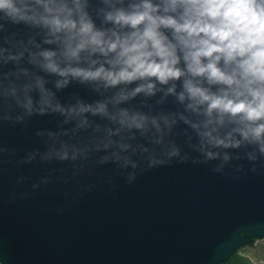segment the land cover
<instances>
[{
	"label": "water",
	"instance_id": "water-1",
	"mask_svg": "<svg viewBox=\"0 0 264 264\" xmlns=\"http://www.w3.org/2000/svg\"><path fill=\"white\" fill-rule=\"evenodd\" d=\"M0 24V45L7 46L4 37L40 39L3 13ZM45 79L62 105L103 99L78 83L56 91L55 77ZM157 87L163 91L137 96L131 105L150 115L197 119L174 95H164L167 86ZM31 95L38 100V92ZM86 115L100 132L90 127L73 135L74 123L63 124L58 113L26 116L11 99L0 102V264H215L218 246L237 231L256 229L252 239L232 241L229 251L242 244L230 257L264 238V157L257 146L213 149L220 155L206 159L196 132L177 119L161 145L138 133L129 141L154 149L162 164H151L149 153L116 148L59 159L50 149L61 140L83 146L104 135L108 121ZM61 129L69 135H48ZM171 147L179 155L167 157ZM113 152L129 162L116 160Z\"/></svg>",
	"mask_w": 264,
	"mask_h": 264
},
{
	"label": "clouds",
	"instance_id": "clouds-1",
	"mask_svg": "<svg viewBox=\"0 0 264 264\" xmlns=\"http://www.w3.org/2000/svg\"><path fill=\"white\" fill-rule=\"evenodd\" d=\"M0 13L40 37L29 36L26 43L3 38L0 102L11 99L26 116L58 113L63 124L74 123L73 135L90 127L101 131L86 114L108 121L104 135L90 145L63 140L59 148L53 145L50 151L59 159H67L69 152L75 159L116 148L149 153L151 164H162L154 149L129 141L138 133L161 145L177 119L196 132L206 159L220 155L213 149L242 145L257 146L264 157V0H0ZM45 77H55L56 91L78 83L103 99L62 105ZM157 85L167 86L164 95H174L197 119L150 115L131 105L137 96L163 91ZM33 91L39 96L35 102ZM48 135L56 139L69 130ZM165 155L177 156L179 150L171 147ZM113 156L129 162L118 152ZM223 158L229 159L227 154ZM255 232L239 230L233 240L252 239ZM233 240L218 246L215 264H228L242 244L229 251Z\"/></svg>",
	"mask_w": 264,
	"mask_h": 264
},
{
	"label": "rangeland",
	"instance_id": "rangeland-1",
	"mask_svg": "<svg viewBox=\"0 0 264 264\" xmlns=\"http://www.w3.org/2000/svg\"><path fill=\"white\" fill-rule=\"evenodd\" d=\"M240 253L247 255L253 263L260 264L264 261V238L256 240L253 245L244 246Z\"/></svg>",
	"mask_w": 264,
	"mask_h": 264
},
{
	"label": "trees",
	"instance_id": "trees-1",
	"mask_svg": "<svg viewBox=\"0 0 264 264\" xmlns=\"http://www.w3.org/2000/svg\"><path fill=\"white\" fill-rule=\"evenodd\" d=\"M246 263H247V258L242 256L238 252V250L234 254H232L230 259L228 260V264H246Z\"/></svg>",
	"mask_w": 264,
	"mask_h": 264
},
{
	"label": "bare ground",
	"instance_id": "bare-ground-1",
	"mask_svg": "<svg viewBox=\"0 0 264 264\" xmlns=\"http://www.w3.org/2000/svg\"><path fill=\"white\" fill-rule=\"evenodd\" d=\"M242 249H243V248L240 247V248H238L237 250H238V252L240 253ZM240 254H241V253H240ZM241 255H242V254H241Z\"/></svg>",
	"mask_w": 264,
	"mask_h": 264
}]
</instances>
